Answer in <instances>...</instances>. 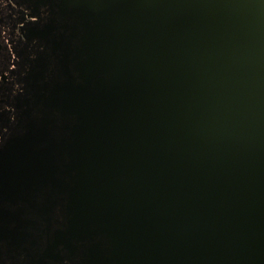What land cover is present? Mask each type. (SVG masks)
<instances>
[{
  "label": "water",
  "instance_id": "1",
  "mask_svg": "<svg viewBox=\"0 0 264 264\" xmlns=\"http://www.w3.org/2000/svg\"><path fill=\"white\" fill-rule=\"evenodd\" d=\"M133 17L112 53L123 99L79 118L85 218L119 264H264L262 0H146ZM112 176L129 192L91 195Z\"/></svg>",
  "mask_w": 264,
  "mask_h": 264
},
{
  "label": "flooded vegetation",
  "instance_id": "2",
  "mask_svg": "<svg viewBox=\"0 0 264 264\" xmlns=\"http://www.w3.org/2000/svg\"><path fill=\"white\" fill-rule=\"evenodd\" d=\"M143 1L0 0V264H119L106 227L85 218L95 200L73 194L74 148L80 116L123 99L111 95L117 22ZM128 185L112 176L91 195Z\"/></svg>",
  "mask_w": 264,
  "mask_h": 264
}]
</instances>
